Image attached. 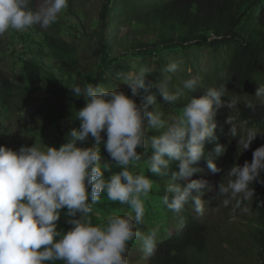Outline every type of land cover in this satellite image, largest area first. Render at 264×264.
<instances>
[{
  "label": "clouds",
  "instance_id": "obj_1",
  "mask_svg": "<svg viewBox=\"0 0 264 264\" xmlns=\"http://www.w3.org/2000/svg\"><path fill=\"white\" fill-rule=\"evenodd\" d=\"M68 3L41 0L37 7V0L34 6L32 0H0V41L9 31L29 36L35 26L48 30ZM29 38V47L35 49ZM22 47L17 52L20 56L27 50L26 45ZM14 53L15 49L11 55ZM17 62L21 64L18 58ZM182 64V60L170 59L161 70L163 79L156 81L165 104L186 98L183 89L170 86L171 76L167 75L182 71ZM149 73L141 67L135 74L123 76L120 82L131 87V95L118 86L73 85L71 91L77 98L83 97L85 105L75 115L79 127L70 128L59 147L35 142L13 150L0 145V264H129L128 245L134 240L140 242L145 257L153 256L160 242L158 227L142 232L137 225L145 222V201L155 184L164 206L161 210L170 214L179 215L188 204L187 208L192 206L194 212L203 214L205 205L213 210L219 197L224 206L236 200L237 207L241 200L253 198L251 185L264 183V145L253 151L250 162L234 163L218 188L216 176L223 169L206 146L213 145L216 156L224 155L228 142L216 139L223 137V128L229 125L227 134L237 139L238 150L249 149L259 129L228 115L226 124L215 132V116L223 107L238 112L241 98L246 108L256 111L257 104H264V83L255 92L229 97L230 74H223V82L213 87L189 75L183 87L190 92L200 89L203 95L187 98L180 115L167 120L157 107V94L147 95L142 105L136 101L139 89L153 86L146 83ZM153 130L158 134L149 137ZM89 138L92 142L86 145ZM101 148L111 163L101 164L105 159ZM146 148L151 151H141ZM142 159L150 175L135 170ZM202 160L210 170L199 167ZM113 165L121 170L105 175ZM102 195L128 206L131 213L108 214L94 224L93 205ZM62 213L71 225L67 231L58 227Z\"/></svg>",
  "mask_w": 264,
  "mask_h": 264
},
{
  "label": "trees",
  "instance_id": "obj_2",
  "mask_svg": "<svg viewBox=\"0 0 264 264\" xmlns=\"http://www.w3.org/2000/svg\"><path fill=\"white\" fill-rule=\"evenodd\" d=\"M118 2L122 4L121 8L115 6ZM79 3H82V0H69L64 16L59 17L48 30L35 26V30L27 33L35 49H31L28 45L29 36L21 34L20 31L12 33L15 41L20 42L22 46L26 45L27 50H24L21 56L17 54L22 65L23 77H20V80L9 77L0 67V141L2 145L9 146L5 139L7 126L1 124L7 111L14 110L21 114L30 111L25 108L29 106L32 94L42 92L45 96L36 99L35 111H31L30 115L33 118L42 115L47 124L55 127L48 133L49 139L62 144L70 128L79 127L80 122L75 120V115L77 110L85 105L84 98H77L71 91L70 88L73 85L83 87L92 83L114 88L115 79L123 78L124 73L129 72V70L124 73L115 72V67L123 59L156 57L161 47L165 50L177 48L187 55L193 48L209 49L213 55L222 54L225 58L224 63L218 67L213 76L206 74L201 77L200 71H195L197 76L199 75V80L207 83L208 87L219 86L223 82L222 76L225 73L232 76L226 85L228 93H243L248 90L255 92L258 84L264 83V0H102L97 14L93 17L91 15L90 19L83 9L78 8ZM32 6H34V0H32ZM125 26L127 29L124 36L132 35L129 43L124 37H118V31ZM91 34H93V40L87 46L98 53L96 66L88 61L86 49L82 45L83 36ZM116 44L123 51L115 50ZM108 74L112 75L108 77ZM211 77H214L215 81ZM180 78V76L171 75L174 87L183 89L186 98L175 104H165L158 95V89L152 86L147 90L139 91L137 103L142 105L146 102L147 95L157 94V107L163 112L164 118L167 120L176 118L180 115L187 98H191L192 95H203L200 89L197 92H190L184 88ZM149 82L152 81L146 79V83ZM223 99L227 100L225 97ZM238 106V112L234 110L228 112L226 107L217 110L215 132L226 124L228 115L236 117L239 121L247 120L249 127L255 126L261 132L258 133L249 149L243 152L238 150L237 139L229 138L227 134L229 125L223 128V137L220 140L216 139L218 142H228L224 155L216 156L215 147L206 146V150L212 153L214 162L223 169L216 176V188L234 163L243 165L246 160L250 162L253 151L264 145V104H257L254 112L245 107L244 99H241ZM62 120L66 122L65 125L61 124ZM62 126L64 131L59 135ZM156 134L158 132L153 130L148 133V136ZM91 142L89 138L85 143L90 145ZM141 151L150 152L151 149L146 148ZM106 154L101 148L102 159ZM107 158L108 163H111L110 158ZM100 162L105 163L104 159ZM199 167L203 171L209 169L203 160L199 163ZM120 170L113 165L110 171L105 172V175H111ZM135 170L150 175L144 159L139 162ZM197 174L201 172L194 174L192 178ZM261 178L264 179V172ZM251 187L254 188L253 198L247 201L241 200L239 207H237V201L233 200L231 211L237 212L241 218L255 225L247 232V235H242L243 241H241L240 232L236 239H232L229 237L231 234L227 233V239L235 247L238 245L237 242L241 241L245 250L244 264H264V183L254 182ZM158 189L159 186L155 184L147 198L148 201L145 202L146 207L147 204L149 205L146 214L150 219H154L159 210L164 208ZM105 198L106 200L93 205V211H101L100 215L103 219L108 214H112L111 210H121L123 207L130 209L119 202L108 201L106 195ZM152 198L155 199V204L150 201ZM188 205L182 212L185 217L183 216L181 224L177 226L175 232L158 243L157 250L153 256L149 257L148 264H223L209 247L212 239L220 234L217 228L218 222L216 218H212L216 213L205 205L203 214H197L194 210L190 211L187 208ZM242 208H247V211H242ZM249 211H253L254 216H248ZM61 215L58 227L60 230L67 231L71 225L63 217L64 213ZM93 215L91 217L93 223L100 222ZM174 215L172 214L171 218ZM171 218L167 220L170 221ZM223 218L227 219L228 215H223ZM167 224L166 221L159 227H166ZM143 227V225H137L140 231ZM247 238L249 239L245 242ZM252 245L255 247L253 248Z\"/></svg>",
  "mask_w": 264,
  "mask_h": 264
},
{
  "label": "rangeland",
  "instance_id": "obj_3",
  "mask_svg": "<svg viewBox=\"0 0 264 264\" xmlns=\"http://www.w3.org/2000/svg\"><path fill=\"white\" fill-rule=\"evenodd\" d=\"M40 2L41 0H37V7L39 6ZM101 2L102 0H82V3L78 4V8L83 9L88 14L90 19L91 15L93 17L97 14ZM115 6L117 8H121L122 4L118 2L115 4ZM64 13L65 11L63 10L59 17L64 16ZM126 29V26L121 27V29L118 31V37H124L129 43L132 39V35L124 36ZM78 36H80V34H78ZM83 38L84 40L82 42V45L86 49L88 61H91L92 65L96 66V63L98 62V53L95 49H89L87 46L93 40V34L83 36ZM28 40H30L29 37ZM31 47L34 48L35 46L31 44ZM13 49H15V53L11 55ZM22 49V44L18 41H15V38H13L11 31L6 33L0 41V66L7 72L10 77L17 80H20L19 78L23 77L21 74V64L17 62L18 57L16 55L17 52L22 51ZM115 50L123 51V49L120 48L117 44L115 45ZM158 52L159 54L156 57H139L133 58L131 60L123 59L115 67V72L120 71L124 73L126 70H129V72L124 73V75H133L137 72L139 68L143 67L149 72H151L146 76V79L151 80V84L156 88V81L159 78L163 79V74L161 73V70L168 64L170 59L183 61L182 71L167 74L170 76H180V79L183 81V83L189 75L199 77V75L197 76V73H195V71H200L201 77H204V75L206 74L213 76L218 67H220L224 63L223 60L225 59L222 54L213 55L209 49L200 50L193 48L189 50L190 57L185 52H182L177 48L165 50V48L161 47L158 49ZM72 75H74V73ZM111 75L112 74H108V77H110ZM121 79L122 78L117 80L115 79V87L118 86L120 90L124 91L128 95H131V87L126 83L120 82ZM212 80L215 81V78L213 77ZM170 86L174 87V83L172 80ZM140 90L141 89L138 90L136 98L140 96ZM235 94L237 93H230L228 96L231 97ZM44 96L45 95L43 94V92L32 94L29 106H26L25 108L26 110L30 109V111H27L26 113L21 114L17 111H7L6 116L1 120V124L3 126H7V134L5 139L8 141L9 148H12L13 150H18L21 145L31 146L35 142L38 146L42 147L45 146V144L48 146H60V144L55 143L48 137V133H50L52 129L54 130L55 127L51 124H47L45 118L42 115H37L34 118L32 115H30L31 111H35V106L37 105L36 99H41ZM225 98L228 99L227 96ZM61 124L65 125L66 122L62 120ZM63 131L64 126L60 128L59 135H61ZM54 138H56L55 135ZM2 144L3 143H1L0 141V145ZM107 157H109L108 154L105 155V162L109 161ZM104 200H106L105 195H102L100 201L102 202ZM222 200L223 197H221L219 202L215 203V208L212 210L213 213H216L215 217L212 218H216V222H218L217 228H219L220 234H217V236L212 239L209 247L211 250L214 251V253L217 255V257L223 264H244L245 250L243 249L241 243V241H243L242 235H247V232L253 229V226L255 224L252 225L250 222L246 221L245 218H241L240 215L237 214V212L232 213L231 206L233 205V203L231 202L229 206H224ZM147 201L148 200H146L145 202ZM150 201L153 202V204H155L154 202H156L154 198L150 199ZM212 201H214V198H212ZM147 208H149V205L147 204L146 207L145 203V209ZM189 210H193L192 206L189 207ZM111 211L112 214H121L123 212L121 215H127L131 213V209H127L126 207H123V209L121 210ZM100 212L101 211H93V216H95V218L99 221L103 220L100 215ZM169 212H165L160 209L156 215V218L154 219H150L145 215V222L144 224H142L144 227L141 231L146 232L153 227H158L160 241L166 239L173 232H175L177 226L181 224V220L184 216L183 213H180L179 215L175 214L171 218L172 214H170ZM225 214L228 215L227 219L223 218V215ZM247 215L254 216V212L249 211ZM157 218L161 219L157 220ZM169 218H171L170 221L167 220ZM166 221L168 223L166 227H159L161 223H164ZM160 228H162V230H160ZM232 229H234L233 232ZM238 232H240L241 234V241L237 242L238 245L237 247H235L234 244L229 243V239H227V233L231 234L229 235V237H231L232 239H236L238 237ZM248 239L249 238H247L245 242ZM245 242L243 246L245 245ZM252 247L254 248L255 246L252 245ZM148 258L149 257H145L143 252L141 251L139 241H132L129 243L127 253V259L128 261L130 260L129 264H148Z\"/></svg>",
  "mask_w": 264,
  "mask_h": 264
},
{
  "label": "bare ground",
  "instance_id": "obj_4",
  "mask_svg": "<svg viewBox=\"0 0 264 264\" xmlns=\"http://www.w3.org/2000/svg\"><path fill=\"white\" fill-rule=\"evenodd\" d=\"M148 263H149V258H148Z\"/></svg>",
  "mask_w": 264,
  "mask_h": 264
}]
</instances>
